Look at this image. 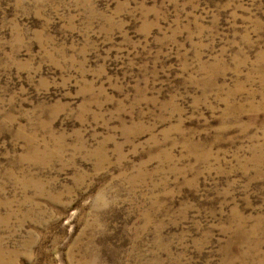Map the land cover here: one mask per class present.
Returning <instances> with one entry per match:
<instances>
[{
  "label": "rangeland",
  "instance_id": "1",
  "mask_svg": "<svg viewBox=\"0 0 264 264\" xmlns=\"http://www.w3.org/2000/svg\"><path fill=\"white\" fill-rule=\"evenodd\" d=\"M0 264H264V0H0Z\"/></svg>",
  "mask_w": 264,
  "mask_h": 264
}]
</instances>
